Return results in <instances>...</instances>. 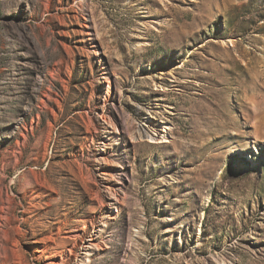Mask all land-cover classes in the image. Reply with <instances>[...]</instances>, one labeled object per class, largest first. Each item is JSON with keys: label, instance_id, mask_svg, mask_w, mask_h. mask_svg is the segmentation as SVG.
<instances>
[{"label": "rangeland", "instance_id": "1", "mask_svg": "<svg viewBox=\"0 0 264 264\" xmlns=\"http://www.w3.org/2000/svg\"><path fill=\"white\" fill-rule=\"evenodd\" d=\"M0 264H264V0H0Z\"/></svg>", "mask_w": 264, "mask_h": 264}, {"label": "bare ground", "instance_id": "2", "mask_svg": "<svg viewBox=\"0 0 264 264\" xmlns=\"http://www.w3.org/2000/svg\"><path fill=\"white\" fill-rule=\"evenodd\" d=\"M165 137V136H164Z\"/></svg>", "mask_w": 264, "mask_h": 264}]
</instances>
